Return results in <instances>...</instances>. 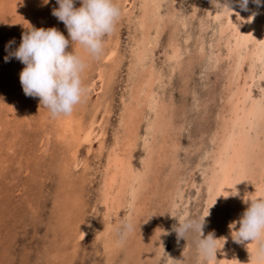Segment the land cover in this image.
I'll return each instance as SVG.
<instances>
[{
  "label": "rangeland",
  "instance_id": "rangeland-1",
  "mask_svg": "<svg viewBox=\"0 0 264 264\" xmlns=\"http://www.w3.org/2000/svg\"><path fill=\"white\" fill-rule=\"evenodd\" d=\"M115 2L121 9V16L113 33L104 38L103 54L98 59H93L79 44L70 43L65 25L52 15L53 9L59 7L56 0H48L47 4L44 0H0V264H119L128 256L127 264H138L137 261L139 264H201L193 242L194 235H189L185 240L177 237L178 251L172 258L169 253L175 237L173 225L177 223L172 216L203 218L206 190L202 181V166L208 160L204 156L207 148L212 145V129L225 105L226 91L223 87L228 76L226 65L229 61L224 56L228 33L226 31L223 36L219 32V26L226 17L215 21L211 16H207L210 0H160L159 15L165 18L162 28L164 31L161 30L159 40L146 61L148 65L153 63L161 73V79L153 88L156 97L167 101L166 109L172 114L168 118L170 125L167 129L170 127L177 130L179 136L178 133L175 136H178L179 147L175 156L162 157L159 163L156 162L159 166L154 164L153 171L149 173L151 177L153 173H157V179L155 177L150 181L157 180L155 185H159L158 188L149 185L153 188L150 187L149 192L146 191L148 199L142 200L147 203L144 207L145 214L149 213V217L151 216V222H148L149 232L143 231L140 225L133 223L135 232L123 240L124 245L120 247L117 255L110 256L107 255L109 250L104 246V242L108 241L105 231L108 229L107 234L110 235L109 229L113 225L112 229L118 235L120 222L114 216L110 220L109 217L103 218L97 213L95 229L82 238L70 228L71 212L82 224L89 220L93 211L95 213L102 194L108 151L113 148L116 137L123 135L121 130L124 127L120 123V115L127 113L125 109L127 110L130 104L128 85H132L130 76L136 72L133 55V46H136V43L133 36L138 32L136 19L141 13V0ZM176 2L180 3V7L172 5ZM74 6H80L79 0H75ZM53 27L69 39L66 51H73L76 55L79 53V56L87 61V68L81 77L86 93L82 102L75 106L73 118H81L80 121L82 120L85 126L88 123L93 124L101 133L98 134L100 139L95 138L93 141V146L86 140L78 147L75 145L74 153L66 149L65 141L71 139L69 136H63L62 129L58 130V117L52 118L48 110L40 106L39 97L24 94L20 73L25 65L15 57L5 61V56L19 47L22 35L27 33L28 29ZM11 40H14V43L6 50L5 45ZM170 42L181 48L182 57L180 56L178 62L170 59L174 47ZM210 47H213L214 51L212 48L210 51ZM212 52L219 54V68L217 63H214V56L209 59ZM244 68V72L247 71L248 65L245 64ZM255 81L252 94L259 97L264 90V78ZM123 103H126L127 107ZM107 106L109 111L106 110ZM145 115L149 116L150 113L146 110ZM139 116L146 117L141 113ZM146 120L143 119L138 129V146L132 149L135 167H141V159L145 155L143 142L146 137ZM181 125L184 127L180 128ZM170 150L169 147L167 152ZM157 158L159 161L160 157ZM197 164L202 165L197 167ZM174 167L177 170H173ZM197 188L202 195L198 193ZM170 190H177L181 195L172 197L174 193ZM73 195H76V198ZM170 200L176 204L173 208ZM124 212L127 213L128 208L122 211ZM142 216L143 214L139 216L141 222L145 219V216ZM163 235L164 244H160ZM157 245L161 247L158 246L159 250ZM143 261L145 262L142 263Z\"/></svg>",
  "mask_w": 264,
  "mask_h": 264
},
{
  "label": "bare ground",
  "instance_id": "bare-ground-1",
  "mask_svg": "<svg viewBox=\"0 0 264 264\" xmlns=\"http://www.w3.org/2000/svg\"><path fill=\"white\" fill-rule=\"evenodd\" d=\"M220 3L225 7H229L230 10L218 11L211 3H209L210 5L208 7L207 16L208 15L211 16L212 18H214L215 21H220L222 17H226V19H224L225 21L221 22L220 26L218 24V26L220 27L219 32L223 34V36L224 33H226V31L228 33V37H226L227 39H225L226 53L224 56L225 58L227 57L226 60L229 61L228 64L226 65V67L228 68L227 69L228 76L224 84L225 87H223L226 91V95H224L225 96L224 98L225 105L223 109L224 111L221 112L215 127L212 129L211 138H210L212 145H210V147L207 148L208 150L206 151V155L204 156L205 158L208 159L206 161L208 163L205 162L206 164L203 163L204 165L202 166V171H203L202 181L205 184V190H206V198H205L206 204L203 213V217H205V220L202 229V235L203 237H207L208 234L212 233L214 235V238L219 239L218 250L216 251L215 258L208 261L207 264H264V259L259 258L260 249L262 246H264V240L243 241L237 243L233 240L232 236L233 237L235 236L234 231L238 230L239 224L237 223L236 229L230 228L231 227L230 224H232L234 221H239L243 212L248 207V203L250 202L248 199H251L252 197L264 196V90L261 92L260 95H258L259 97L254 96L252 94L254 92V91L252 92V86L254 85V83H256L255 80L264 78V0H261L260 6H257L252 2V0H249L247 10H242L240 8L239 0H227V3H225V0H220ZM179 4L180 3L176 2V4H172V5H175L176 7H180ZM140 5H141V13L138 14L139 15L138 17L136 16L138 32L137 35L133 36L135 40L134 42L136 43V46H133L135 47L133 49V55L135 56L134 60L136 63L134 66V70L136 72L134 73L133 76L132 75L130 76L132 77L131 79L132 85H128L130 86V90H129L130 104L128 106V109L127 110L125 109V112L127 113H121L122 115H120V117L122 116L121 119L122 122L120 123L124 127L122 129L123 131L121 130L123 135L122 136L118 135V137H116V142L113 148L111 147L110 151H108L109 153L107 159V166L105 169L106 170L105 175L103 174L104 171L103 173H101L102 176L104 175L103 177L104 181L102 183L103 188H101L102 194L100 196L101 198L100 201L98 202L95 213L93 211V214H91L89 220L86 221L84 224H82V221L81 222L78 221V219H76V217L72 215L73 212L70 213L72 219L70 225L74 227V229L70 226L69 227L72 229V231L74 230L75 234L79 235L80 238L86 236L88 232L95 229L96 227L95 221H98V217L96 215L97 213H99V215H101L103 218L109 217L110 220L114 216L116 220L118 219L119 222H121L124 218L130 219L132 223H135L138 226L140 225L143 231L149 232L150 230L149 223L151 222V219L149 218L151 216L149 217V213L145 214L146 208L144 207L146 206L147 203H144L142 200H144L145 198L148 199L146 191H148L153 187L158 188L159 186V185H155L157 184L156 183L157 180H155L154 182L150 181V179H153L155 177L157 179V175H156L157 173L156 174L153 173V177H151L149 173L153 171V166H155L154 164H157L156 162L159 163L162 157H165L167 155L175 156L176 150L179 147V141L177 139L179 133L175 129H170V127L167 129L168 125H170V123L168 122V118H170V116L172 115L170 112H168V109H166L168 106L167 101L162 98L159 99V97H156L155 95L156 91L153 88L154 85L157 83V81L161 79V73H159V71L156 70L157 67L155 68V66L152 65L153 63L152 64L149 63L150 65H148L146 61L147 57L149 56V53L152 52L153 48L156 46L157 40H159L158 37L163 28L164 25L163 22L165 18H162L159 15L160 0H141ZM11 13L13 14L14 12ZM11 17L13 18V16ZM205 22L208 23L207 21ZM174 41L175 40H173V42ZM218 41L220 42V40ZM173 46L174 47L170 59H173L178 62V59L181 56V48L178 47L179 45L176 46V44ZM211 48L213 50V47H210V51ZM217 52L216 53L212 52L211 53L212 55L209 56V59L213 58L214 56V63H217V67H218L219 66L218 60L220 53L218 52L219 54H217ZM122 60L120 61L122 62ZM245 64L248 65V70L244 72V69H246L244 68ZM111 65L113 64L111 63ZM172 65L174 66L176 64H172ZM114 66L116 67V65ZM184 68L186 69V67ZM260 89H262V87ZM122 100L125 101L126 99L123 98ZM124 105L126 106V103ZM219 106H221L220 102H219ZM108 108L109 107L107 106L106 110H108ZM122 108L124 109V107ZM146 110L148 111V113H150L149 116H146L147 114L145 115ZM140 113L143 114V117L146 116L147 118L146 117L140 118V116L138 117ZM71 114L72 115L59 116L56 122L59 123L58 130L61 129L63 130V136L65 138L69 136L68 138L71 139L65 141L67 147L66 149H68L69 152L71 150V152L74 153L76 151V149L74 148L75 145L78 147L82 145L86 140L89 143V145L93 146V141L95 140V138L100 139L98 134L100 135L101 133L96 130L93 124L89 125L88 123V125L85 126L83 125L82 120L80 121L81 118L79 120H76L73 118V113ZM143 119H147L146 122L144 121V123H146L145 125L146 137L143 136L145 155L142 156L141 167H135L132 160L133 158L132 149L138 146L136 144V142L139 141L140 139V133L138 129ZM182 127H184V125L180 126V128ZM175 134H177L178 136L177 135L175 136ZM100 147L102 148L101 143H100ZM169 147L171 150L170 152H167V149H169ZM89 149H91V147H89ZM202 155H204V153ZM157 157H160L159 161L157 160L158 159ZM157 165L159 166V164ZM197 165H198L197 167L199 166L201 167L202 164H197ZM175 169L176 168L174 167L173 170ZM172 171H170V173ZM167 177L169 176L167 175ZM149 185L153 187L150 186L151 187L150 188ZM157 188L155 189L157 190ZM160 188H162V186ZM170 191L174 193L172 197L177 198L180 194L178 193L177 190L176 191L170 190ZM198 193L201 194L199 190ZM73 196L75 197L76 195ZM173 202L172 201L170 202V204L173 205V206L170 205L172 208L176 205ZM72 205L75 206L76 204H72ZM72 205L70 207H72ZM125 208H128V212L122 213V211ZM142 214L143 216H145V219H142L143 222L140 221L141 219L139 217ZM63 216L66 217L65 215ZM119 216L121 217L118 218ZM101 222L103 223V221ZM112 226H110L109 229L110 235L107 234L108 229L106 231L104 230L108 237V241L105 242L103 241L104 246H106L107 250H109L108 251L109 253H107V255L110 254V256L111 255L113 256L115 254L117 255L120 247L124 245L119 235H117L116 232L112 229L113 228ZM174 233H175V237L171 251L169 253L170 257L174 256L175 253L178 251L177 234L175 231ZM130 234L132 235L133 232ZM165 235L161 237L159 241L160 244L162 242L164 244ZM158 246L159 245H157V247ZM159 247L158 250L161 248ZM110 256L109 258H111ZM127 259H129V256L127 257ZM127 259L125 258L123 259V261L121 260L122 262L121 261L120 262L124 264V262L125 263L127 262ZM144 262L145 261H143L142 263ZM137 263L139 264L138 261Z\"/></svg>",
  "mask_w": 264,
  "mask_h": 264
},
{
  "label": "clouds",
  "instance_id": "clouds-1",
  "mask_svg": "<svg viewBox=\"0 0 264 264\" xmlns=\"http://www.w3.org/2000/svg\"><path fill=\"white\" fill-rule=\"evenodd\" d=\"M59 5L52 15L65 25L70 41L79 44L89 57L98 59L103 54L104 38L113 33L121 16V9L115 0H79L80 6L75 7V0H56ZM249 0H239L242 10H247ZM257 6L261 0H252ZM47 4L48 0H44ZM218 10H230L220 0H210ZM227 3V0H225ZM255 15V14H254ZM14 40L9 41L5 48L11 47ZM67 39L56 28H30L22 35L19 47L5 56L7 62L15 57L25 65L20 73V83L26 96L39 97L40 106L48 110L52 118L70 115L75 106L80 104L86 93L82 83V73L87 68V61L79 55L66 51ZM248 207L239 221L230 224L235 230L233 240L243 241L264 240V196L248 199ZM173 230L178 238L184 240L194 235V244L201 264L215 258L219 239L212 233L203 237L202 229L205 217L183 216L177 218ZM130 219H123L117 229L123 241L134 231ZM259 258L264 259V246L261 247Z\"/></svg>",
  "mask_w": 264,
  "mask_h": 264
}]
</instances>
